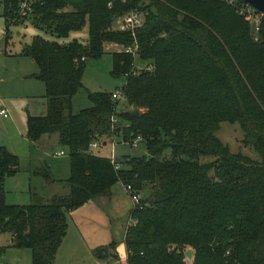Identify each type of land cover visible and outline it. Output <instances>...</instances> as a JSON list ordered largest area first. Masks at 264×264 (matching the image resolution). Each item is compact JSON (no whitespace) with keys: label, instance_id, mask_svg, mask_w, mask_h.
I'll list each match as a JSON object with an SVG mask.
<instances>
[{"label":"trees","instance_id":"16d2710c","mask_svg":"<svg viewBox=\"0 0 264 264\" xmlns=\"http://www.w3.org/2000/svg\"><path fill=\"white\" fill-rule=\"evenodd\" d=\"M0 5L8 28L18 0ZM132 9L144 17L134 32L113 27ZM30 15L57 38L88 28L85 43L35 34L22 49L37 65L46 99L43 114H27L26 136L58 133L70 157L69 192L7 203L4 179L19 159L0 145V233L28 246L32 264H52L69 211L121 181L149 189L131 210L137 222L126 228L125 264H264V13L256 37L226 0H37ZM105 42L121 45L111 52L110 72L125 75L123 95L138 114L117 111L118 99L104 90H88L91 104L71 110L85 60L100 56ZM135 42V52L124 49ZM134 55L150 67L135 70ZM112 116L124 139L140 134L145 142V154L121 160L127 167L115 168L90 146L109 133ZM222 120L239 123L242 142L259 158L229 150L215 133ZM41 173L51 178L47 168ZM114 248L111 241L93 253L116 257Z\"/></svg>","mask_w":264,"mask_h":264},{"label":"rangeland","instance_id":"374dc122","mask_svg":"<svg viewBox=\"0 0 264 264\" xmlns=\"http://www.w3.org/2000/svg\"><path fill=\"white\" fill-rule=\"evenodd\" d=\"M232 4L236 8V12L240 13L245 18V15L240 11L241 5L235 2ZM1 11L2 6L0 5V109L5 108L9 112V117H0V145H4L6 142H14L15 139H19L17 130L18 127L22 129L24 126L26 111L29 113L36 111L35 108H37L40 102L39 100H35L36 97H31L30 95L40 92L43 93L45 90L42 80L35 76L28 75L24 79L20 78V76L23 77L26 74H31V72L35 71L37 68L32 58L22 53V49L31 42L35 34H41L47 38L57 37L52 35L50 31L45 28L33 24L31 19L33 15L26 16L25 18L14 15L11 24L6 28L5 18L2 16ZM118 19L119 16L113 23V27L115 28L117 27L116 22ZM247 21L250 24L252 35L256 37L260 20L256 21L255 18H251V20ZM87 37L88 28L87 24H84L79 29L70 31L67 36L57 39L60 41H68L72 38H77L80 41H84ZM103 47L104 52L100 56L87 57L85 60V68L81 80L82 86L72 96V112H77L81 108L91 104V100L87 94L88 90L112 92L125 81V75L116 76L110 72L112 67L111 52L121 49V45L113 42H105ZM146 65L147 62L145 60L141 59L138 55H134L135 70H139ZM124 108L130 109L133 107L128 105L125 98L122 97L118 99L116 110L119 111ZM8 121H16L19 126L15 127V129L11 122ZM124 123L125 121H121L119 124L123 125ZM115 125L116 123L114 126H110L108 134L106 133L100 138H96L98 142L101 141L102 138L107 139L106 144L103 146V148H105L103 152H110L109 149L112 147L110 142H113V152L118 159H122L126 155L140 156L146 153L147 150L143 139L137 140L136 144L132 145L129 142L132 138L130 140L124 139L122 128ZM215 133L219 139L228 146L231 152H241L253 158H259V154L252 146L245 145L242 142L243 132L237 121H220ZM58 147L63 150L65 153L64 155L68 156L66 147L62 145ZM164 155L169 156L170 149H165ZM18 156L20 159V171L11 175L14 186L10 187L11 189L7 193V196L11 199L13 198L15 201L10 203L6 201L9 204L29 203V198L24 199L26 195V184L23 178V176L26 175L28 158L24 155ZM209 159H211L209 155H204L202 158L203 161ZM121 162L123 166H126L124 161ZM148 190V188H145L138 191L141 195L140 197H144ZM185 259L188 263L191 260L186 255ZM0 264H32L31 249L28 246L14 245L9 233L2 232L0 233Z\"/></svg>","mask_w":264,"mask_h":264},{"label":"crops","instance_id":"0c3cea01","mask_svg":"<svg viewBox=\"0 0 264 264\" xmlns=\"http://www.w3.org/2000/svg\"><path fill=\"white\" fill-rule=\"evenodd\" d=\"M81 41L86 42L87 39ZM33 62L35 63L34 60ZM148 66L147 63L145 67ZM36 71L37 68L31 74H26L23 77L20 76V78L24 79L28 75L34 76L33 73ZM44 93L45 90L43 93L30 95L31 97H36L35 100H39L40 102L37 108H35L36 111L30 114H43L46 111ZM28 113L26 111V118ZM0 117H9V112L7 116L0 114ZM26 118L23 128L20 129L18 127L17 131L20 135L15 130L19 139H15L14 142L4 143V146L6 145L5 147L11 152L24 155L28 158L26 175L23 176L24 183L26 184L24 199L29 198L30 202L33 194L38 195L43 200H49L54 195L67 194L69 186L65 179L70 174L69 153L68 156L64 155L63 150L59 149L58 146L62 144L58 140L57 132L44 133L37 140H30L26 136ZM8 122H11L14 128L19 126L16 121ZM106 142L107 140L105 142L99 141L95 147H91L92 151H95L94 153L98 155L114 159L119 163V168L127 167V164L123 166L121 162L123 158L118 159L114 155L113 142H110L112 144V147L109 149L110 152H103L105 150L103 146ZM129 142L131 143V140ZM44 168H47L51 174V178L48 179L43 176L41 171ZM19 171L20 163L17 172ZM3 184L5 188V201L9 203L15 201L13 198L11 199L7 196L8 191L11 189L10 187L14 186L11 175L6 176ZM132 207V200L125 190L123 183L116 181L111 184L106 193L88 199L78 207L70 210L67 215L66 232L55 252L52 264H125L126 247L124 237L127 226L131 224ZM111 241L115 242L114 252L117 254L116 257L101 258L94 255L93 249L96 246L108 244Z\"/></svg>","mask_w":264,"mask_h":264},{"label":"built area","instance_id":"2783aa9c","mask_svg":"<svg viewBox=\"0 0 264 264\" xmlns=\"http://www.w3.org/2000/svg\"><path fill=\"white\" fill-rule=\"evenodd\" d=\"M37 0H18V9H17V16L21 18H25L26 16H29L32 11H33V4ZM230 3H236L237 0H226ZM243 1V0H242ZM241 5V13L245 15V19L251 20V18H255L256 21L260 20L261 15L263 12L259 11L256 9L252 4L248 2H241L239 3ZM143 22V13L139 11L138 9H132L126 14L119 16V19L117 20V27L118 29L121 30H131L134 32L135 28L139 25H141ZM258 27V26H256ZM126 51H131L135 52L137 49V43L129 44L124 48ZM150 67V66H148ZM112 97L115 99H119L124 97L123 91L121 86L118 87L115 91H112L111 93ZM0 114L3 116L8 115V111L5 108L0 109ZM112 122L115 123L117 121V118L112 116L111 118ZM142 139L141 135L138 134L135 137L131 139V143L133 145L136 144V141ZM98 144L97 140H93L90 142L91 147H95ZM112 163L114 164L115 168H119V163L116 162L114 159H111ZM125 190L127 191L128 195L130 196L133 207L136 206L137 204H140V193L136 190L133 189V187L130 184H125L124 185ZM137 218L131 217V224L136 223Z\"/></svg>","mask_w":264,"mask_h":264},{"label":"water","instance_id":"95a60500","mask_svg":"<svg viewBox=\"0 0 264 264\" xmlns=\"http://www.w3.org/2000/svg\"><path fill=\"white\" fill-rule=\"evenodd\" d=\"M243 1L252 4L256 9H258L259 11L264 13V0H243ZM125 111L130 113V114H138V112H139L138 108H130V109L127 108V109H125ZM185 255L188 258H191L192 250L190 247L185 249Z\"/></svg>","mask_w":264,"mask_h":264}]
</instances>
